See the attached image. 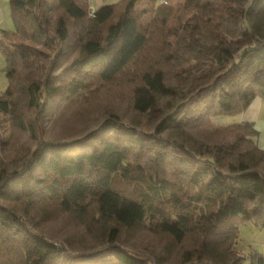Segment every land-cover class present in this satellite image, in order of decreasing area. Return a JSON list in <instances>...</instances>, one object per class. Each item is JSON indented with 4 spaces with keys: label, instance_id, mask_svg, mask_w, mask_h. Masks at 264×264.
<instances>
[{
    "label": "trees",
    "instance_id": "obj_1",
    "mask_svg": "<svg viewBox=\"0 0 264 264\" xmlns=\"http://www.w3.org/2000/svg\"><path fill=\"white\" fill-rule=\"evenodd\" d=\"M10 5L0 264H244L239 226L264 227V150L230 118L264 97V0ZM110 87H129V117L101 104ZM62 115L80 129L48 136ZM58 218L82 237L44 225Z\"/></svg>",
    "mask_w": 264,
    "mask_h": 264
},
{
    "label": "rangeland",
    "instance_id": "obj_2",
    "mask_svg": "<svg viewBox=\"0 0 264 264\" xmlns=\"http://www.w3.org/2000/svg\"><path fill=\"white\" fill-rule=\"evenodd\" d=\"M8 86V79L6 76V71H4L3 69L0 70V95H2L6 88ZM116 87V86H113ZM116 90H114L113 92L112 87H110L109 89H102V93H101V97L103 99L102 101V105L104 106H117L118 108H123L124 110L126 109L128 115L127 117H129V110L127 109V106L130 102L129 100V87H121L120 88V92H121V96L120 95H116V91L119 92V90L117 88H115ZM90 92L87 91L84 95L85 98V102L82 99H80L79 103H89L90 106L92 107L94 103L89 102V97H90ZM78 103V104H79ZM77 104V105H78ZM108 104V105H106ZM159 111H155L152 115V118L155 119L158 117L159 115ZM4 119V118H1ZM73 120V119H72ZM66 117L64 115H62L60 118L56 117V118H52V120L50 119L47 122V126H48V136L51 135H56L57 133H61V132H65V133H69L71 134V132H75L77 130L80 129V126L78 123V121H75ZM90 121V120H89ZM213 122L215 124H220L224 122V119H221L218 117H214L213 118ZM126 124H129V122H126ZM129 126V125H128ZM84 132V131H83ZM12 132V128L10 126V124H8L7 122H2V127H1V134L3 138H8L9 136H11ZM73 134V133H72ZM14 136H17L18 138L22 139L21 136H19V134H14ZM95 139V138H94ZM23 142V141H22ZM181 155L186 156V154L182 153L180 151ZM45 222V226L50 229L51 232H56V233H65L64 235L66 236V238H73L75 240L79 239L82 237L81 231L79 228L77 227H72L69 226L66 232L63 231V228L66 226V220H61V219H49L44 221ZM61 228V229H60ZM239 230H240V235L238 237L237 240V249L239 251V253L243 256H246V260L244 262V264H251L250 259H249V255L251 252H258L260 254L264 255V227L262 226H256V224H254L253 222H247V223H243L239 226ZM71 235H73L72 237H70ZM62 238V237H61ZM128 241L130 240L129 236H128ZM133 240H135L137 246H144L147 243V240H152L153 242H159V238H157L156 236H152V235H135L133 238Z\"/></svg>",
    "mask_w": 264,
    "mask_h": 264
},
{
    "label": "crops",
    "instance_id": "obj_3",
    "mask_svg": "<svg viewBox=\"0 0 264 264\" xmlns=\"http://www.w3.org/2000/svg\"><path fill=\"white\" fill-rule=\"evenodd\" d=\"M119 1L120 0H89V4L91 10L94 11L100 6L114 4ZM157 1L161 2V0ZM13 26L10 0H0V35L1 30H11ZM5 67L6 59L0 50V70L3 69L5 71ZM230 120L253 123L258 132V134L254 137V140L257 142L259 147L264 150V97H256L246 110L237 116H232Z\"/></svg>",
    "mask_w": 264,
    "mask_h": 264
},
{
    "label": "built area",
    "instance_id": "obj_4",
    "mask_svg": "<svg viewBox=\"0 0 264 264\" xmlns=\"http://www.w3.org/2000/svg\"><path fill=\"white\" fill-rule=\"evenodd\" d=\"M164 1H166V0H161V2H164ZM93 12V11H92Z\"/></svg>",
    "mask_w": 264,
    "mask_h": 264
}]
</instances>
